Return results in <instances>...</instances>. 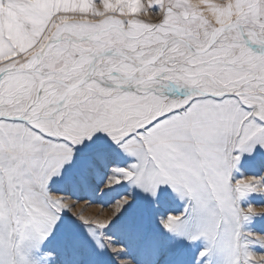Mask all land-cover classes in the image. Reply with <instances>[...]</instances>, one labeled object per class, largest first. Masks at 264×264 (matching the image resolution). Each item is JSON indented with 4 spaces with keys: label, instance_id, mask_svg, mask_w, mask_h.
<instances>
[{
    "label": "snow or ice",
    "instance_id": "snow-or-ice-1",
    "mask_svg": "<svg viewBox=\"0 0 264 264\" xmlns=\"http://www.w3.org/2000/svg\"><path fill=\"white\" fill-rule=\"evenodd\" d=\"M0 264H264V0H0Z\"/></svg>",
    "mask_w": 264,
    "mask_h": 264
},
{
    "label": "rangeland",
    "instance_id": "rangeland-1",
    "mask_svg": "<svg viewBox=\"0 0 264 264\" xmlns=\"http://www.w3.org/2000/svg\"><path fill=\"white\" fill-rule=\"evenodd\" d=\"M99 210H100L99 207L96 206V207H93L92 209H89V212L92 213V212H97Z\"/></svg>",
    "mask_w": 264,
    "mask_h": 264
}]
</instances>
